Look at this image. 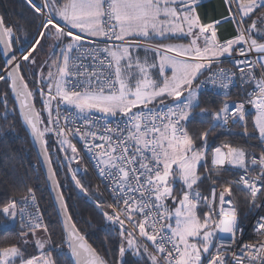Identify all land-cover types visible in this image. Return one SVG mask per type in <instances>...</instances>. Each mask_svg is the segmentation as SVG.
<instances>
[{
    "label": "snow or ice",
    "instance_id": "obj_1",
    "mask_svg": "<svg viewBox=\"0 0 264 264\" xmlns=\"http://www.w3.org/2000/svg\"><path fill=\"white\" fill-rule=\"evenodd\" d=\"M26 2L39 20L27 46L14 47L15 32L27 26L0 15L7 57L0 81L47 165L73 264H264V0H222L228 15L219 19L204 0ZM46 47L48 59L37 63ZM233 54L237 72L220 67ZM88 57L92 63L83 64ZM22 66L32 69L35 92ZM236 78L253 85L244 99L213 106L205 98L207 86L227 90ZM0 95L7 122L16 109L8 108L7 92ZM246 105L255 109L251 132ZM230 122L259 140V155L228 141L209 145ZM69 137L82 142L91 172ZM50 140L75 162L68 167L81 193L88 196L82 179L92 173L104 184L93 203L118 235L114 257L101 255L77 227ZM228 167L243 174L231 178ZM36 200L27 187L19 202ZM17 205L10 200L0 214L16 222ZM19 222L18 241L0 247V264H59L65 253L43 214L21 208ZM249 227L255 239L246 242Z\"/></svg>",
    "mask_w": 264,
    "mask_h": 264
},
{
    "label": "trees",
    "instance_id": "obj_2",
    "mask_svg": "<svg viewBox=\"0 0 264 264\" xmlns=\"http://www.w3.org/2000/svg\"><path fill=\"white\" fill-rule=\"evenodd\" d=\"M0 15L4 16L7 24H25L27 26V32H16L21 47L27 46L33 40L39 20L35 18L26 0H0ZM14 47H16L15 43ZM39 51L37 49V52ZM49 51L50 48L46 47L44 52L37 56V63L47 58ZM5 61L0 44V67L5 66ZM29 87L34 92L36 91L30 84ZM247 89V86L239 84L226 97L206 91H203V93L205 94V98L213 103V106H221L225 99H244ZM0 90L8 93V108L16 109V111L8 112L7 122L0 118V211L10 200H18L25 193L27 187L34 188L45 222L53 234L52 241L56 245H61L62 251L65 253V256L60 259L59 264H73L70 250L67 248V243L62 235V222L32 137L19 115L15 98L9 86L0 81ZM40 99V96L37 94L36 108L38 110L42 107ZM3 112L4 100L3 96L0 95V117H2ZM43 114L46 115V112ZM248 121L249 128L252 130V114L249 115ZM218 135V139L216 136L209 138L210 146L216 142L228 141L232 142L234 146L246 147L250 152L259 153L260 151L257 145L249 144L245 136L237 128L229 132L218 130ZM251 140L258 143V139ZM49 143L51 145L49 151L52 154L54 167L59 165L57 175L63 186L64 198L68 202L69 210L73 213V219L77 222V227L81 229L87 240L101 255L114 257L116 255L118 235L114 228H107L106 221L93 203L96 199L94 193L97 190L95 178L91 175L82 179V183L86 187L91 185L88 196H85L71 179L68 164H72L73 168H75V163L71 161L66 163L61 155V150H58L56 144L52 140ZM226 174L231 178L235 175V173L230 171H227ZM6 224L9 225L7 228L2 227ZM20 230L21 228L17 224L10 222L3 214H0V247L17 242ZM106 249L109 251H106ZM53 254L56 255L55 252ZM125 259L130 261L136 260L132 256H126ZM139 264H148V262L144 259L140 260Z\"/></svg>",
    "mask_w": 264,
    "mask_h": 264
},
{
    "label": "built area",
    "instance_id": "obj_3",
    "mask_svg": "<svg viewBox=\"0 0 264 264\" xmlns=\"http://www.w3.org/2000/svg\"><path fill=\"white\" fill-rule=\"evenodd\" d=\"M218 1H220L221 3H223L222 0H218ZM226 14H228L227 11H226ZM218 35H219V33H218ZM15 36L17 37V40L15 41V45H16V47H17V48H18V47H21L20 44H19L18 36H17L16 32H15ZM70 55L73 56V57H76V56H79L80 53L74 51V52L71 53ZM234 58H238V57H236V54H233V57H230V58H222V59H223V63L220 64V67H223V68H225V69H228V70H230V71H232V72H237V71H238V70H237V67L234 66V63H233V59H234ZM82 63L85 64V65H89V64H91V63H92L91 58H90V57H88V58H84V59L82 60ZM214 70H215V68H214ZM21 71H23V72L26 73V75H25L26 80L29 82V84H30L34 89H36V88L34 87V85H33L34 76H33L32 69H31V68H28V67H24V66H22ZM239 84H241V85H245V86L248 87V89H247V93H250V92L253 90V85H252V84L247 83V82L242 83L238 78H236V79H234L232 85H231V86L229 87V89H227V90L220 89V88H218V87H217V88H213L212 86L209 85V86H207L206 88H204L202 91H206V92H209V93H212V94H215V95H220V96H224V97H226V96H227V95H228V94H229V93H230V92H231V91H232L237 85H239ZM225 92H227V94H225ZM241 99H242V98H233V99L229 98V99H225L224 102L231 103L232 101H239V100H241ZM224 102H223V103H224ZM223 103H222V105H223ZM222 105H221V106H222ZM245 111H246V118H247L248 127H249L248 117H249L250 114H253V113L255 112V109H254V107H253L252 105H246V107H245ZM101 123H102V121H101ZM76 126H77V127H80L81 125H80L79 122H77V125H76ZM235 128L239 129V131L242 133V129H241L239 126L232 125L231 122H230V124H229L228 127L224 128V129H222V130H219V131L229 132V131L234 130ZM249 130H250V128H249ZM250 132H251V130H250ZM244 136H245V135H244ZM53 138H54V137H53ZM69 138L71 139L72 143L75 144L76 147L80 150V155L84 157V160L81 161V164H82V165H86V166L89 168V172H91V171H92V168H91V164L89 163V155L84 151V148H83V144H82V142L79 141V138H78V137L75 138V139H72L71 137H69ZM54 139H55V138H54ZM245 139H246V141H247L249 144H251V145H257L258 148L260 149V151L262 150V147H261V145H260L259 140H258V143H257V142H254V141L250 140L247 136H245ZM57 143H58V142H57ZM220 143H223V142H216L214 145H216V144H220ZM212 146H213V145H212ZM65 147H66V146H65ZM68 151H70V149H68ZM260 151H259V153H260ZM61 152H64V151L61 150ZM64 153H65V152H64ZM259 153H256V154L259 155ZM209 163H210V160H209ZM227 171H230V172L235 173V175H234L233 178L238 177L239 175L243 174V170H242V169H239V168L228 167ZM92 176L95 178L97 185H99L100 191H103V190H104V184H103V183L101 182V180L95 175V173H92ZM104 196H105V198H107L108 203H112L110 197H108V193H107V192H104ZM226 199H227V197H226ZM19 200H20V198H18V200H17V201H18L17 210H16V211H17V214H18V215H17V221H16L14 224H17V225L21 228V226H20V222H19V221H20V209H21V208L24 209L25 213H30V214H32L33 216H35L37 213H42V210H41V207H40V204H39L38 199L36 200L35 205H33L31 202H29L27 205H24L22 202H19ZM42 214H43V213H42ZM27 222H28V220L25 219L24 223L27 224ZM43 222L46 223V222H45V219H44V216H43ZM244 238H245V241H246V242H248V241H252V240L255 239V233H254V231L252 230V228L249 227V228L247 229Z\"/></svg>",
    "mask_w": 264,
    "mask_h": 264
},
{
    "label": "crops",
    "instance_id": "obj_4",
    "mask_svg": "<svg viewBox=\"0 0 264 264\" xmlns=\"http://www.w3.org/2000/svg\"><path fill=\"white\" fill-rule=\"evenodd\" d=\"M204 3L207 6V10L209 12V14L213 17V18H221L222 16H227L228 14H226V10L225 7L223 5V3H221L218 0H204ZM226 27L228 28L229 31H231L232 26L231 25H226ZM173 42H177V41H173ZM179 42H186V41H179ZM255 112L252 114V121L254 118ZM15 223V222H13Z\"/></svg>",
    "mask_w": 264,
    "mask_h": 264
},
{
    "label": "water",
    "instance_id": "obj_5",
    "mask_svg": "<svg viewBox=\"0 0 264 264\" xmlns=\"http://www.w3.org/2000/svg\"><path fill=\"white\" fill-rule=\"evenodd\" d=\"M0 44H1V47H2V51H3V44H2V42H0ZM7 59V57L5 56V60ZM16 104H17V107L19 108V105H18V102H16ZM36 106V105H35ZM25 124V123H24ZM26 126V125H25ZM26 128H27V126H26ZM28 129V128H27ZM29 131V130H28ZM30 133V132H29ZM33 140V139H32ZM34 142V141H33ZM34 146H35V148H36V150H37V153H38V156H39V159H40V162H41V165H42V168H43V171H44V174H45V176H46V179H47V165L44 163V161H43V157L39 154V148H38V145L34 142ZM76 167V166H75ZM47 182H48V185H49V188H50V191H51V193H52V196H53V199H54V202H55V205H56V208H57V211H58V204H57V202H56V200H55V196H56V190L53 188V186H52V184H51V182L47 179ZM59 216H60V220H61V222H62V226H63V216H62V214H59ZM88 243L89 244H91L89 241H88ZM92 245V244H91ZM93 246V245H92Z\"/></svg>",
    "mask_w": 264,
    "mask_h": 264
},
{
    "label": "rangeland",
    "instance_id": "obj_6",
    "mask_svg": "<svg viewBox=\"0 0 264 264\" xmlns=\"http://www.w3.org/2000/svg\"><path fill=\"white\" fill-rule=\"evenodd\" d=\"M50 51H51V49H50ZM50 51L48 52V54L50 53ZM48 59V56H47V58H45L44 60H47ZM169 72H170V70H169ZM69 153H70V151H68ZM62 156H63V159H64V161L67 163H69V160H67L66 159V157H65V153L64 152H62V154H61ZM71 162H73V163H75L74 161H71ZM68 165H70V164H68ZM72 168L74 167V166H72V164L70 165Z\"/></svg>",
    "mask_w": 264,
    "mask_h": 264
},
{
    "label": "clouds",
    "instance_id": "obj_7",
    "mask_svg": "<svg viewBox=\"0 0 264 264\" xmlns=\"http://www.w3.org/2000/svg\"><path fill=\"white\" fill-rule=\"evenodd\" d=\"M210 1H213V0H210ZM216 19H219V18L216 17Z\"/></svg>",
    "mask_w": 264,
    "mask_h": 264
}]
</instances>
